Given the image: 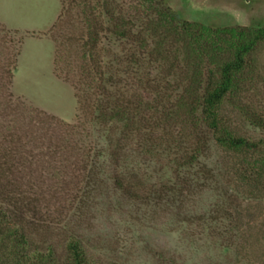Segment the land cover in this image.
<instances>
[{
  "label": "trees",
  "instance_id": "trees-1",
  "mask_svg": "<svg viewBox=\"0 0 264 264\" xmlns=\"http://www.w3.org/2000/svg\"><path fill=\"white\" fill-rule=\"evenodd\" d=\"M60 3L50 35L56 75L75 90L73 122L15 96L23 40L0 24V264H101L86 238L94 222L152 223L175 210L164 197L220 190L219 174L264 195V136L223 115L264 25L212 29L165 0ZM249 120L264 132L263 117ZM218 151L224 163L210 167Z\"/></svg>",
  "mask_w": 264,
  "mask_h": 264
},
{
  "label": "rangeland",
  "instance_id": "rangeland-1",
  "mask_svg": "<svg viewBox=\"0 0 264 264\" xmlns=\"http://www.w3.org/2000/svg\"><path fill=\"white\" fill-rule=\"evenodd\" d=\"M165 1L183 19L212 29L264 25V0ZM61 11L60 0H0V24L23 40L15 96L73 122L78 110L75 90L56 75L50 35ZM241 78L240 93L233 104L225 105L223 115L233 131L260 139L264 132L251 126L249 116L264 118V42L249 57ZM225 157L215 152L210 167L218 168ZM233 175L219 174L220 190L207 189L193 197L185 194L186 200L164 197V203L175 210L160 208L154 223L134 226L121 215L104 219L106 226L94 222L86 232L92 257L101 264H264V195ZM167 213L173 214L168 220ZM176 215L193 225L181 226ZM203 216L206 223L199 227L196 223Z\"/></svg>",
  "mask_w": 264,
  "mask_h": 264
}]
</instances>
